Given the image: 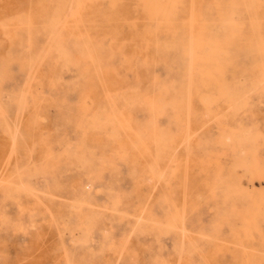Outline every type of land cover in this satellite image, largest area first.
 Masks as SVG:
<instances>
[{
  "label": "rangeland",
  "instance_id": "rangeland-1",
  "mask_svg": "<svg viewBox=\"0 0 264 264\" xmlns=\"http://www.w3.org/2000/svg\"><path fill=\"white\" fill-rule=\"evenodd\" d=\"M261 42L264 0H0V264H264Z\"/></svg>",
  "mask_w": 264,
  "mask_h": 264
},
{
  "label": "bare ground",
  "instance_id": "bare-ground-1",
  "mask_svg": "<svg viewBox=\"0 0 264 264\" xmlns=\"http://www.w3.org/2000/svg\"><path fill=\"white\" fill-rule=\"evenodd\" d=\"M179 4H180V2H179ZM192 5V4H191ZM180 6V5H179ZM194 6V5H193ZM134 7V6H133ZM192 9H193V7H192ZM125 25V24H124ZM124 27V26H123ZM200 36V35H199ZM199 39H201V38H199ZM254 46H255V49L260 53V54H262V56L264 57V43H256V44H254ZM191 47V46H190ZM191 54V53H190ZM193 56V55H192ZM132 75H133V73H132ZM190 76V75H189ZM192 77V76H191ZM64 78V77H63ZM121 78V77H120ZM190 79V78H189ZM93 80V79H92ZM122 80V79H121ZM219 80H220V82L222 83V86H221V91L223 92V90H222V88H223V81H224V75H222V76H220L219 77ZM190 82V81H189ZM191 84V83H190ZM202 93V92H201ZM191 94V93H190ZM205 95H206V93H205ZM250 95V94H249ZM208 96V95H207ZM209 97V96H208ZM212 98V97H211ZM202 101V100H201ZM203 103V102H202ZM182 109V108H181ZM162 111V110H161ZM164 113V112H163ZM189 114V113H188ZM214 116H215V114H214ZM218 116V115H217ZM219 117V116H218ZM190 120V119H189ZM190 122V121H189ZM189 122H188V124H189ZM128 125H130V124H128ZM188 126H190V124L188 125ZM129 128V127H128ZM189 128V127H188ZM203 128V127H202ZM132 129V128H131ZM130 129V130H131ZM255 129V128H254ZM189 130V129H188ZM198 131V130H197ZM250 131V130H249ZM248 132V131H247ZM193 134V133H192ZM196 134V133H195ZM244 134V133H243ZM184 135V134H183ZM249 135V134H248ZM187 137V136H186ZM196 137V136H195ZM225 138V137H224ZM186 139V138H185ZM195 139V138H194ZM189 141V140H188ZM189 145V144H188ZM178 150V149H177ZM177 150H176V152H177ZM188 150H190V149H188ZM176 152H175V154H176ZM188 152V151H187ZM190 152V151H189ZM174 154V155H175ZM188 159V158H187ZM159 167H160V165H159ZM167 167H169V165L167 166ZM188 168V167H187ZM167 170V169H166ZM160 172L162 173V171H161V169H160ZM187 172H188V170H187ZM186 174V173H185ZM188 177V176H187ZM187 180H188V178H187ZM150 182V181H149ZM188 183V182H187ZM187 183H186V185H187ZM151 184V183H150ZM151 186V185H150ZM158 186V185H157ZM157 188V187H156ZM187 188V187H186ZM158 189V188H157ZM29 190V189H28ZM187 193V192H186ZM203 193H205V192H203ZM150 194V193H149ZM199 197V196H198ZM152 198V197H151ZM171 199V198H170ZM149 203V202H148ZM185 204H183V206H184ZM186 207V206H185ZM184 217V216H183ZM131 236V235H130ZM121 257V256H120ZM118 263V262H117Z\"/></svg>",
  "mask_w": 264,
  "mask_h": 264
}]
</instances>
